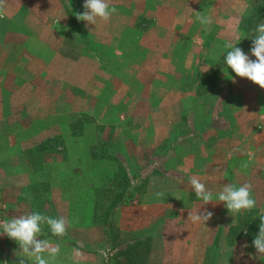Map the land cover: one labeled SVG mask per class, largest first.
<instances>
[{
	"label": "rangeland",
	"instance_id": "obj_1",
	"mask_svg": "<svg viewBox=\"0 0 264 264\" xmlns=\"http://www.w3.org/2000/svg\"><path fill=\"white\" fill-rule=\"evenodd\" d=\"M249 1L250 19L260 20L264 16V0ZM147 2L109 0L116 13L106 23L98 20L95 26L76 19L75 13L84 11V0H5L6 10L0 19V154L9 147L10 138L25 136L23 129L34 128L35 133L36 127L43 129L37 118L57 114L63 119L51 137L37 145L43 143V148L28 149L25 155L22 152L16 156L22 164L34 159L33 165L28 163L25 167L37 176H32L28 188L9 189L8 196L2 199L0 220L33 211L54 218L66 217V234L88 241L100 251L81 252L79 264H107L104 259L115 255V246L136 239V233H144L130 228L143 224L152 227L153 240H146V249L140 256L130 252L132 260L146 263L147 253L151 252L153 259L161 254L158 239L165 215L160 216L150 204H175L185 210L201 204L189 184L194 177L191 174L200 169L206 158L200 151L224 137L218 131L225 135L235 123L230 110L233 106L227 108L218 103L224 98H216L215 77L206 78L192 69L198 57L195 48L204 47L206 51L208 44L199 38H184L183 34L178 39L154 37L163 29L155 21L160 20L162 7H147ZM210 12L217 14L218 10L213 8ZM253 21L239 25L249 24L254 30L257 23ZM252 36L253 32L248 33L237 47L244 50L251 46ZM225 55L226 52L218 58V68L225 65ZM182 60L185 66L190 64L184 72L178 71ZM198 84L200 95L193 98L194 85ZM213 110L226 116L227 128L217 116H211ZM168 115L175 117L166 123ZM43 164L56 165L57 174L45 171L49 168ZM122 166L124 170L119 169ZM4 168L0 165V171ZM217 169L220 173H211L219 176L221 168ZM204 184L211 191H219L225 183L217 180ZM100 185L105 187L108 199L126 190L123 200H132L114 209V228L107 237L101 223L89 224L84 218L93 204L90 188ZM28 194H33L37 203L25 199ZM38 201L43 202V207ZM213 202L220 212L224 210L223 202L215 198ZM4 204L10 206L9 211ZM15 204L23 205V210L12 209ZM145 206L147 209L143 210ZM172 216L175 217L169 214L170 219ZM220 222L223 224V220ZM175 228L174 220L170 221L168 242L173 245ZM64 236L53 238L57 244H66L59 246L57 264H76L72 256L77 248L66 243ZM9 240L15 245L9 248L8 264H15L19 248L14 240ZM98 244L105 246L96 247ZM218 247L221 249L220 244ZM172 254L169 249L170 259ZM241 254L240 250L237 256ZM226 255L219 254L205 264H225ZM118 258L121 264L128 259L121 255Z\"/></svg>",
	"mask_w": 264,
	"mask_h": 264
},
{
	"label": "crops",
	"instance_id": "obj_2",
	"mask_svg": "<svg viewBox=\"0 0 264 264\" xmlns=\"http://www.w3.org/2000/svg\"><path fill=\"white\" fill-rule=\"evenodd\" d=\"M147 1V7L154 4L162 7L161 18H159L160 20L156 18L157 20L155 21L159 23L163 29L162 32L159 30L161 33L160 35H155L154 37L161 39H178V37L181 38L184 36V38H199L208 44L209 48L206 51H204V47L199 48L197 46V48H195L198 57L192 69L200 71V74L206 76V78L214 76V84L216 83L215 90H218L216 98H224V100H222L223 102L221 101L218 103L226 104L227 108V105L230 106L231 104L233 106L230 107V110L234 115L235 119L233 117L231 118L235 123L225 135L221 131H218L217 134L224 137H220L218 141L216 140L207 150L202 149L200 151L206 158L200 169L195 170V173L191 175L200 179L203 183L223 180L224 183L239 185L244 182H251L253 185V197L256 200V207L252 210H242L239 214L233 215L228 212L226 207L220 212V209L216 207L218 204H214V202L208 205H202V203L196 204L193 207L186 208V210L179 208L175 204H163L162 202L150 204V206H154V208L158 209L160 216L165 215V220L163 225L161 224L162 233L160 239H158V241H160L162 253L160 254L159 252L153 259V256L150 255L151 252L148 254V251H146V264H152V261L153 264L154 262L169 264V261L176 262V264H205L210 258H217L219 254H227V262H225V264H264V256L258 257L252 246V240L256 234L250 235L248 231L250 226L249 223L254 221L253 216L257 217L264 213V89L247 78L236 76L235 73L225 65H223L222 68H218L217 65L220 55H224L226 52L223 46L227 41L231 40L233 42H238L236 44V46H238L248 33L253 32L249 24L246 25L248 27H241L239 24H242L244 21L249 23L251 20H254L258 24L264 21V16H261L260 20L258 18L256 20L255 18L250 19L249 13L251 12V3L249 0H159L156 3H154L153 0ZM243 5H247L248 11L245 15L240 16L237 9ZM209 8L210 11L213 8L218 10V13L212 14L210 11L204 10H209ZM5 10L6 4L4 11ZM196 11H203V14L212 17L213 22L209 26L208 31H205L204 27L196 21ZM207 12L210 13L207 14ZM155 30L158 31V26ZM184 31H187L189 34H184ZM221 36H223L224 40L222 42ZM250 48L251 46L243 51L250 59L254 60L255 57L251 55ZM202 54L204 55L203 58L201 56ZM185 65V61L182 60L178 65V71L184 72L185 69L190 67V64L187 66ZM206 69L207 71H205ZM202 85L203 81L201 87ZM125 86L129 88L127 84H125ZM198 88L199 84L196 86L194 85L193 98H198L200 95ZM237 95L240 98L235 99L230 97ZM116 100L118 102L120 101V99H113L115 102ZM210 114L212 117L217 116L224 125V127H222L227 128L226 116H222L220 111L213 110ZM173 117H175V115H168V121L166 123H169ZM189 117L190 115H188L187 119H189ZM192 117L194 118L193 115ZM59 118L57 114L37 118L36 121H40L43 129L39 131L40 127H36L38 130L36 133L34 128L23 129L21 133L25 136L22 138H10L9 147L1 151L0 157L6 160L1 161L0 158V165L1 168H3V166L6 168L0 171V208H2V199L8 196L7 192H9V189L18 187L28 188L34 179L32 176H37L34 172L29 171L25 167V165H33L35 162L34 159L33 162L27 161L22 164L17 162L16 156L22 152L24 154L26 150L36 147L46 137H51L50 135L54 132V128H56L60 121H63V119ZM33 123L35 122L33 121ZM35 126L40 125L35 124ZM12 131L15 135L17 134L14 129H12ZM167 133H169V131H166V134ZM167 152L168 151L165 153L167 154ZM165 153L161 156H165ZM249 153L252 154L251 158L249 157ZM199 156L201 157V155ZM244 164H247L246 168L243 167ZM43 167L48 166L43 164ZM56 167L57 166L54 164L49 165V169H45V171L51 172L52 175H56ZM217 168H221V174L219 176L211 173L213 170L220 173ZM81 181L84 182L83 179H81ZM32 187L34 188V186ZM212 192L215 194L218 191L213 190ZM12 198L14 199L12 201L15 203V198ZM25 199L28 198L25 197ZM4 205L3 207L9 211L10 206ZM22 207L23 205L15 204V207L12 209H17V212H21L23 210ZM197 208L198 212L207 209L213 212V216L206 221L205 224L202 222L193 223L188 219V212H194ZM142 209H147V206L142 207ZM70 210H72V208ZM169 214H174L175 217L172 216L170 219ZM247 219L249 221H247ZM172 220H174L176 225L175 239H173L175 245H173V242L171 244L168 242L170 221ZM221 220H223V224L220 222ZM218 226H221L222 229ZM130 229L136 232L144 230V233H136V240H143V248L146 249V240L151 238L153 240L152 227H150L149 224H143L140 226H133ZM44 238L49 239L54 245H59L61 247L62 245L66 246L65 243L57 244V240L53 239L55 237L49 233L46 226H43V235L39 236V239ZM64 238L66 243H70L71 246L78 248L81 252L96 254V251H98V249L88 245V241L75 240L68 234H66ZM177 244L178 248L175 250L174 247L176 248ZM219 244L221 245V249L218 247ZM14 245L15 243L10 241L6 235H0V264H8L10 262L9 248ZM93 248L95 250H93ZM169 249L170 252L173 253L171 259L169 256ZM240 250L242 254L241 256H237ZM98 252L100 253V251ZM108 258L104 259L105 263H107L106 260Z\"/></svg>",
	"mask_w": 264,
	"mask_h": 264
},
{
	"label": "clouds",
	"instance_id": "obj_3",
	"mask_svg": "<svg viewBox=\"0 0 264 264\" xmlns=\"http://www.w3.org/2000/svg\"><path fill=\"white\" fill-rule=\"evenodd\" d=\"M4 8L5 0H0V19L4 16ZM83 9V12L75 13L76 19L95 26L98 20L108 22L117 11L115 6H110L109 0H84ZM237 11L240 16H243L247 13L248 7L247 5L240 6ZM195 19L204 27L205 31L209 30V26L213 22L210 15H205L200 11H196ZM251 39L250 52L255 57L254 60L236 46L238 42L229 40L223 46L226 50L224 63L236 76L247 78L264 89V21L255 26ZM251 156L252 154L249 153L250 158ZM243 167L246 168L247 164H244ZM189 184L202 204L212 203L215 198L218 202H223L228 212L233 215L239 214L242 210H252L256 207L251 182L239 185L225 183L221 190L215 194L196 177H191ZM212 216L213 212L207 209L198 212L197 208L196 211L188 213V219L193 223L202 222L205 224ZM259 220V231L252 240V246L257 256L262 257L264 256V213L259 215ZM43 226H47L53 236L63 237L67 233L69 221L64 216L54 218L36 211L0 220V235H6L18 244L19 250L15 253L18 259L15 264H26V261L31 264H57V258L60 255L59 245H54L47 238H37L43 235ZM72 258L76 264H79L83 254L78 248L74 249Z\"/></svg>",
	"mask_w": 264,
	"mask_h": 264
},
{
	"label": "trees",
	"instance_id": "obj_4",
	"mask_svg": "<svg viewBox=\"0 0 264 264\" xmlns=\"http://www.w3.org/2000/svg\"><path fill=\"white\" fill-rule=\"evenodd\" d=\"M43 147H44L43 143H41L39 146L34 147V149H37V148L40 149ZM119 169L124 170V166L119 167ZM112 181H114V184L117 182L116 179L115 180L113 179ZM34 189H35V187H34ZM90 190L93 191L92 193L94 194V199L92 201L93 204L90 205V209L86 213V217H84V218L86 219L87 223H89V224L96 225L98 223H101V225L103 226L104 235L107 237L113 231L112 228H114L112 218H111L113 215L114 209L118 205H121L123 203H126V202L130 203V201H132V200H131V198H129V199L127 198V199L123 200V197H124V194L126 193V190H123L121 192V194H116L115 197L112 198V200L106 198V196H105L106 193H104L105 187L103 185L90 188ZM25 197L32 199V201H33L32 203H37V201H36L37 198L35 197L36 200L34 201L33 194L32 195L28 194ZM91 200H89V201H91ZM105 201H107V204L103 203ZM84 202L87 203L88 202L87 199H85ZM38 203L43 207V202L40 203L38 201ZM253 218H254V221L250 222L251 224L249 223L250 226H249L248 231L250 232V235L257 234L259 231V228H258L259 223H260L259 215L257 217L253 216ZM255 218H256V220H255ZM247 221H249V220L247 219ZM143 244H144L143 240L134 239V240H131L129 242H124L123 244H121V246H115L118 249L117 252H115V255L113 257L108 258L106 260V262L108 264H121V259L118 258L121 255L122 257L128 258L127 262L125 264H146L143 261L132 260V255H131V253H133V256H140L144 252ZM101 245L103 247L105 246L104 244H98L96 247H98V246L101 247ZM93 250H95V249L93 248Z\"/></svg>",
	"mask_w": 264,
	"mask_h": 264
}]
</instances>
